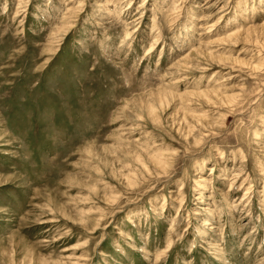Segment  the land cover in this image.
Segmentation results:
<instances>
[{"label":"rangeland","instance_id":"rangeland-1","mask_svg":"<svg viewBox=\"0 0 264 264\" xmlns=\"http://www.w3.org/2000/svg\"><path fill=\"white\" fill-rule=\"evenodd\" d=\"M0 264H264V0H0Z\"/></svg>","mask_w":264,"mask_h":264},{"label":"bare ground","instance_id":"bare-ground-1","mask_svg":"<svg viewBox=\"0 0 264 264\" xmlns=\"http://www.w3.org/2000/svg\"><path fill=\"white\" fill-rule=\"evenodd\" d=\"M138 19H139V18L137 17V18L134 19V21H136V20H138ZM208 30H209V29H208ZM208 32H209V31H208ZM206 34H207V33H206ZM127 37H128V35H125V36H124V39L127 38ZM124 39H123L122 41H124ZM201 180H202V179H200V181H201Z\"/></svg>","mask_w":264,"mask_h":264}]
</instances>
